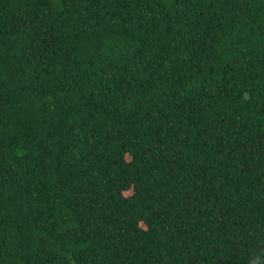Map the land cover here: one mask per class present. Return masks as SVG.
I'll return each mask as SVG.
<instances>
[{
  "label": "trees",
  "instance_id": "16d2710c",
  "mask_svg": "<svg viewBox=\"0 0 264 264\" xmlns=\"http://www.w3.org/2000/svg\"><path fill=\"white\" fill-rule=\"evenodd\" d=\"M264 264V0H0V264Z\"/></svg>",
  "mask_w": 264,
  "mask_h": 264
},
{
  "label": "clouds",
  "instance_id": "9594fccd",
  "mask_svg": "<svg viewBox=\"0 0 264 264\" xmlns=\"http://www.w3.org/2000/svg\"><path fill=\"white\" fill-rule=\"evenodd\" d=\"M252 264H255V261H253Z\"/></svg>",
  "mask_w": 264,
  "mask_h": 264
}]
</instances>
